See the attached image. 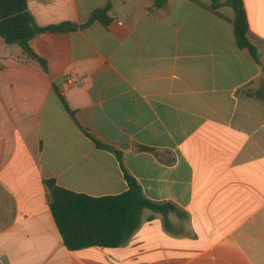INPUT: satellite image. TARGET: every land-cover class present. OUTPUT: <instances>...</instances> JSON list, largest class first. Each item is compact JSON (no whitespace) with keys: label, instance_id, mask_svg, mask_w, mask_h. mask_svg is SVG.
Returning a JSON list of instances; mask_svg holds the SVG:
<instances>
[{"label":"crops","instance_id":"0c3cea01","mask_svg":"<svg viewBox=\"0 0 264 264\" xmlns=\"http://www.w3.org/2000/svg\"><path fill=\"white\" fill-rule=\"evenodd\" d=\"M154 1L112 0L109 26L80 28L108 0H28L39 26H78L30 41L48 72L0 36V264H264V0H243L258 61L231 6ZM122 164L169 213L69 250L46 181L117 196Z\"/></svg>","mask_w":264,"mask_h":264},{"label":"trees","instance_id":"16d2710c","mask_svg":"<svg viewBox=\"0 0 264 264\" xmlns=\"http://www.w3.org/2000/svg\"><path fill=\"white\" fill-rule=\"evenodd\" d=\"M111 1L106 6L96 9L89 21L80 26L87 28L99 21L109 26L111 17ZM213 7L228 5L235 12V35L238 46L250 51L258 61V49L249 39V23L243 0H212ZM168 0H155L154 8L163 9ZM78 28L71 23H62L47 27L39 26L28 9V0H0V36L7 44L18 43L26 53L38 60L48 72V63L31 48L30 41L44 32L65 33ZM66 105L65 99L61 98ZM94 142L101 148L114 152L122 163L121 152L114 147L102 144L94 137ZM142 150H150L158 155V151L141 146ZM124 177L128 190L117 196L91 197L85 194L64 189L54 180H47L50 193V208L58 226L64 244L71 251L98 246L117 248L128 243L141 225V214L145 209L169 213L167 203H156L148 199L141 184L125 168Z\"/></svg>","mask_w":264,"mask_h":264}]
</instances>
